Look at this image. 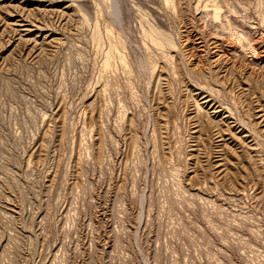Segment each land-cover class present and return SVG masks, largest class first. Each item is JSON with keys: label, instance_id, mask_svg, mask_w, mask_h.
I'll return each mask as SVG.
<instances>
[{"label": "rangeland", "instance_id": "obj_1", "mask_svg": "<svg viewBox=\"0 0 264 264\" xmlns=\"http://www.w3.org/2000/svg\"><path fill=\"white\" fill-rule=\"evenodd\" d=\"M0 264H264V0H0Z\"/></svg>", "mask_w": 264, "mask_h": 264}]
</instances>
